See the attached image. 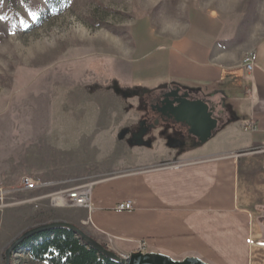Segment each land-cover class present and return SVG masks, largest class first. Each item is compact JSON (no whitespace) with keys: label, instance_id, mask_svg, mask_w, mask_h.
Segmentation results:
<instances>
[{"label":"rangeland","instance_id":"374dc122","mask_svg":"<svg viewBox=\"0 0 264 264\" xmlns=\"http://www.w3.org/2000/svg\"><path fill=\"white\" fill-rule=\"evenodd\" d=\"M206 16L232 47L249 50L264 37V0H0V186L26 175L52 184L47 194L143 167L145 147L127 143L146 111L132 88L170 81L166 65L143 63L155 53L151 36L182 33ZM137 54L141 64L130 70ZM171 135L158 126L146 137L166 149ZM36 195L15 194L0 211V264L24 231L57 219L96 240L79 223L84 208L51 207ZM100 243L126 254L110 236ZM19 254L10 264H28Z\"/></svg>","mask_w":264,"mask_h":264},{"label":"crops","instance_id":"0c3cea01","mask_svg":"<svg viewBox=\"0 0 264 264\" xmlns=\"http://www.w3.org/2000/svg\"><path fill=\"white\" fill-rule=\"evenodd\" d=\"M201 21L179 34L151 36L155 53L143 63L166 65L170 81L132 90L155 93L172 84L189 89L210 103L222 119L219 128L204 144L179 152L151 141L143 167L94 183L91 210H83L79 223L90 224L99 242L110 236L126 254L144 242V252L173 258L264 264V37L249 50L232 47L222 40L215 17ZM249 51L252 72L240 65ZM142 58L135 55L130 70ZM132 79L130 74L127 85ZM125 201L132 202L131 210L115 209ZM39 240L18 250L26 263L45 264L28 253V245Z\"/></svg>","mask_w":264,"mask_h":264},{"label":"water","instance_id":"95a60500","mask_svg":"<svg viewBox=\"0 0 264 264\" xmlns=\"http://www.w3.org/2000/svg\"><path fill=\"white\" fill-rule=\"evenodd\" d=\"M186 95L187 94L184 96ZM177 113L178 116L176 120L186 123L189 133L197 137V145L204 144L208 141L220 125V119L213 115L212 108L201 99L192 101L185 99L184 103L177 107ZM125 133L126 132L122 131L119 134V138H122ZM54 228H67L72 230L82 241L97 252L121 264H210L197 256L189 255L177 259L160 252H133L124 258L105 248L100 242L86 234L80 227L66 221L44 223L24 231L5 250L4 264H10L12 253L21 243L33 236Z\"/></svg>","mask_w":264,"mask_h":264},{"label":"flooded vegetation","instance_id":"af4514ba","mask_svg":"<svg viewBox=\"0 0 264 264\" xmlns=\"http://www.w3.org/2000/svg\"><path fill=\"white\" fill-rule=\"evenodd\" d=\"M177 90V91H176ZM187 94L186 96H184ZM140 103L146 106V111L140 117L137 126L128 132L127 143L140 147H151L152 137L149 132L158 126H166L171 131V137L164 139L165 147L177 152L197 146V137L190 134L185 122L177 121V107L186 100H204L210 108V103L193 93L189 89H182L172 84L166 86L155 93H145L138 95ZM141 107H143L141 105ZM213 115L218 117L214 111ZM220 122L222 119L220 118Z\"/></svg>","mask_w":264,"mask_h":264},{"label":"trees","instance_id":"16d2710c","mask_svg":"<svg viewBox=\"0 0 264 264\" xmlns=\"http://www.w3.org/2000/svg\"><path fill=\"white\" fill-rule=\"evenodd\" d=\"M136 93V92H135ZM139 93L136 95L145 94ZM40 238L28 245L31 260L45 264H121L111 260L87 245L72 230L54 228L33 236L16 247L20 250L28 242ZM4 259V258H3Z\"/></svg>","mask_w":264,"mask_h":264},{"label":"built area","instance_id":"2783aa9c","mask_svg":"<svg viewBox=\"0 0 264 264\" xmlns=\"http://www.w3.org/2000/svg\"><path fill=\"white\" fill-rule=\"evenodd\" d=\"M241 67L247 72H252L254 69V54L252 51L247 52L241 62ZM94 182L86 181L81 182L72 187H66L62 189H57L50 191L49 193L41 196H37L34 199L38 198H48L49 204L51 207H76L84 208L91 210V194ZM52 187L50 183H42L40 181L34 180L29 176H22L16 185L10 187L0 186V211L5 209L8 206L16 204L13 200L15 194L28 193L36 190H44L46 188ZM18 204V203H17ZM116 210L119 211H128L132 209V202L125 201L118 203L115 206ZM145 243L139 242L137 246V252H144ZM129 254H121V257L126 258Z\"/></svg>","mask_w":264,"mask_h":264}]
</instances>
